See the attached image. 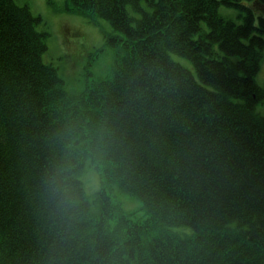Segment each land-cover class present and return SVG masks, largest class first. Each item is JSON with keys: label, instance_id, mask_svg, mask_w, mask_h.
<instances>
[{"label": "trees", "instance_id": "obj_1", "mask_svg": "<svg viewBox=\"0 0 264 264\" xmlns=\"http://www.w3.org/2000/svg\"><path fill=\"white\" fill-rule=\"evenodd\" d=\"M63 6L125 38L106 37L112 75L71 93L43 18L0 0V264H264V0Z\"/></svg>", "mask_w": 264, "mask_h": 264}, {"label": "rangeland", "instance_id": "obj_2", "mask_svg": "<svg viewBox=\"0 0 264 264\" xmlns=\"http://www.w3.org/2000/svg\"><path fill=\"white\" fill-rule=\"evenodd\" d=\"M15 1L21 6H28L35 16L43 18V22L37 25V30L50 34L46 38L48 50L43 60L58 68L71 93L82 92L86 83L98 82L112 75L118 50L105 46L106 37L120 36L124 39L125 36L116 31L108 21L101 19L96 23L80 14L71 13L70 6H63L66 0ZM219 12L228 19L242 21L239 10L235 8L221 5ZM101 48L105 50L100 51ZM173 59L187 68H193L192 63L183 57L173 55ZM256 79L264 88V57ZM257 110L264 114V101L258 105ZM81 179L88 195L101 188V174L90 163ZM106 189L112 202L129 215L131 220L143 222L148 217L139 199L124 193L116 185H107Z\"/></svg>", "mask_w": 264, "mask_h": 264}]
</instances>
